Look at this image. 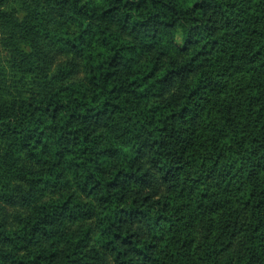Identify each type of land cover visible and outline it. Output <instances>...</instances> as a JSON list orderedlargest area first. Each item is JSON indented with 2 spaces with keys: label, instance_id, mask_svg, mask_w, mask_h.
Wrapping results in <instances>:
<instances>
[{
  "label": "trees",
  "instance_id": "trees-1",
  "mask_svg": "<svg viewBox=\"0 0 264 264\" xmlns=\"http://www.w3.org/2000/svg\"><path fill=\"white\" fill-rule=\"evenodd\" d=\"M0 264H264V0H0Z\"/></svg>",
  "mask_w": 264,
  "mask_h": 264
}]
</instances>
